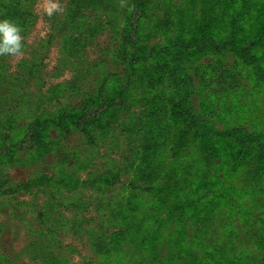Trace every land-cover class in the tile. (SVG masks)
Instances as JSON below:
<instances>
[{
	"label": "rangeland",
	"instance_id": "obj_1",
	"mask_svg": "<svg viewBox=\"0 0 264 264\" xmlns=\"http://www.w3.org/2000/svg\"><path fill=\"white\" fill-rule=\"evenodd\" d=\"M0 0V264H264V0Z\"/></svg>",
	"mask_w": 264,
	"mask_h": 264
},
{
	"label": "clouds",
	"instance_id": "obj_2",
	"mask_svg": "<svg viewBox=\"0 0 264 264\" xmlns=\"http://www.w3.org/2000/svg\"><path fill=\"white\" fill-rule=\"evenodd\" d=\"M45 13L52 17L62 11L60 0H44ZM22 28L9 19H0V56H18L23 48Z\"/></svg>",
	"mask_w": 264,
	"mask_h": 264
}]
</instances>
